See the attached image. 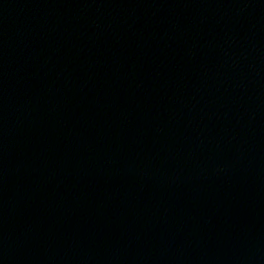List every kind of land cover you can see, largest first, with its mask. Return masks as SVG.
<instances>
[{"label":"water","instance_id":"1","mask_svg":"<svg viewBox=\"0 0 264 264\" xmlns=\"http://www.w3.org/2000/svg\"><path fill=\"white\" fill-rule=\"evenodd\" d=\"M0 264H264V0H0Z\"/></svg>","mask_w":264,"mask_h":264}]
</instances>
